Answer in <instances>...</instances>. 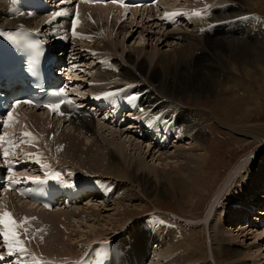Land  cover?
Wrapping results in <instances>:
<instances>
[{
	"label": "bare ground",
	"instance_id": "obj_1",
	"mask_svg": "<svg viewBox=\"0 0 264 264\" xmlns=\"http://www.w3.org/2000/svg\"><path fill=\"white\" fill-rule=\"evenodd\" d=\"M182 1H184L183 4L182 3L179 5L176 4L175 7H172L171 5L170 8L169 6L168 7L166 6V4L170 3V0H163L161 2V5L162 6L165 5L163 6V8L165 7L168 10H176L178 6L183 8L185 5L186 7L189 5L190 0H182ZM195 1L201 3V5L194 6L193 5L194 3L191 2L193 4H190V5L191 6L193 5L196 10L197 9L202 10L203 8H207V6L211 7L214 5H217L219 7V9H217L218 11L210 19L211 21H213L212 23L220 21V20H226L230 18H238L239 16L240 17L245 16L247 18H243V20L249 21L251 24L250 25H240L238 23L240 28L245 26L246 31H250L253 28H258L259 30H261V32H259L258 35H260L262 31L264 30L263 25L257 24L259 21H261V19L258 15L254 13L256 11H254V8H253L254 2L252 0H228L229 5L232 8L231 10L232 13H229L228 15L226 14L224 16L223 15L221 16L220 14V8H222L223 5H225V4L222 5V3H225L224 0H221V1L220 0L219 1L218 0L216 1L195 0ZM249 3H253L251 4L252 11L244 7V6L249 7L248 6ZM7 9H8L7 3L3 0H0V16ZM106 10H108L107 13L109 14L111 13L112 10H115V8L112 6H107V7L80 6V8H78L79 18L81 20L84 19L85 24L82 26L83 24V20H82V24H81L82 33L79 34V31H77V36L74 37L73 40L74 41L80 40V42L84 43L85 38L83 37V34H86L87 32H91L92 34H94L97 30V27L98 28L101 27V24L98 25V22H101L104 20L103 13ZM198 10L197 12L200 11ZM136 11L138 14L140 12H143L140 9H136ZM92 13H96L97 20L95 18H92ZM187 13H189V16L187 15ZM187 13L185 14L186 19H187L186 21L187 25L185 27L189 26L190 23H195L197 20V18L192 19L190 17L191 15H193V13L191 12H187ZM151 16L152 15L150 14L148 15V17H151ZM37 19H38V16H30V15H26L23 13H19L18 15H14L13 19L9 20L8 23L9 25H12L18 21H22L26 23L25 24L26 26L28 25L33 26V23H34L35 27L38 29H41L42 31H45L46 29H48L47 23L45 22L46 19H41V18L38 20ZM137 19L138 17L131 16L130 18L131 22L129 26L136 23L137 21L135 22V20ZM115 20L116 22L113 23V31L111 34L116 33V35H118L119 34L118 31L122 32L123 30L122 35L125 36L126 34H124L125 33L124 31H127L128 29L131 30V27L125 26L123 29H121V27L123 25H127V22H129L128 17H125L123 15H118ZM148 20L152 21V19H149V18ZM95 21H97V23H94ZM154 21H156V25H159L157 20H154ZM203 22L205 23L206 20ZM116 25L118 27H117V30L114 31ZM159 26L161 27V29H163L164 33H162V36L156 37L158 39V42L163 41L162 44L164 43L170 44L169 41H167L168 39H170L172 42V45L175 41L180 42L179 44L185 41L186 42L185 45H181L180 47H178L179 44H175L174 46H169L172 49L170 52H167V53L165 52V54H168V53H172V54L169 55V58L162 60V61H165L164 63L168 64V67L164 66L162 64V61H158L155 64H150L149 71L147 73V74H150V76L146 78L149 81L145 79L146 80L145 83L147 82L146 83L147 85H145L144 87H141L144 84H137L138 82L139 83H142V81L144 82L143 75L145 74V71H146V62L144 61L145 59L143 60L141 58V53L137 54V56L132 55L130 53L127 55L128 56L127 61L134 63L133 68L135 69L134 70L135 73H133V71L124 70V76L126 80H128L130 83L132 84L135 83L136 87L133 88V90H137V93L139 95H142V99L145 102H148L146 106L150 107L152 113L161 112V111H164L166 113V111L169 112V111L175 110V114L180 115L181 109H184L185 116H183L181 120L177 119L180 123V126H179V130L175 134L170 132V130L167 131L166 128L164 129L161 128V130L164 131L166 135H164L163 132L159 131V134L163 138L166 139L167 146H165V148H169V146L172 144V139H175L174 140L175 142H173L175 143V146H172L167 152H164V151L160 152L161 148L155 151L154 147L151 148L150 143L148 145L146 144L145 146L142 145L140 143L142 140L139 137L134 138L135 141L132 139H128V138L123 139L124 132L120 131L119 129H112L100 123L96 125L95 123L96 121L92 117H89L86 115H79V116L67 115V117H64V118L60 117L57 119H53V118L48 117L44 112L36 110V109H23L20 111L19 115L23 118L24 123L21 129H17V132H18V135H16L17 139L20 136H24L25 133H29V135L25 136V139L22 141L24 145L28 144L33 139L35 140L33 141L34 143L36 142L44 143L48 141L52 146L50 152L52 153L55 151L59 155H63L62 159H64L65 163L70 164L69 168L71 170L75 171L74 169H77L79 174L85 173V174L94 175L98 177L99 175L104 176L106 177V179H111L113 181L115 180L116 185H130V188L132 187V189H134L133 187H139L140 190L143 192V194H145L147 197L151 199L152 198L156 199L158 196H161V197L162 196L166 197L169 195L171 196L172 194H175V193L179 194V196L182 199H184L183 197H185V194L187 193L190 194L192 190H196L197 185L195 184V182H197L198 179L201 178L205 168L207 167L206 166L207 158L210 152L208 148V146L210 145V134L203 124V117L200 116V114L196 112L197 109L192 110L189 108L188 109L185 108L182 105L183 103L182 101H186L189 96L190 97L193 96L196 102L198 101V99L207 98V97L212 96L215 98V102L218 103L220 110H223V112L227 111L230 105L226 106V100L224 99L226 97H224V95L231 94L230 91L233 88L231 89L232 86H229V85H233L236 81H238L237 75L235 74V72L238 71V60H239L238 50L242 51L241 55H245L243 60L248 59L249 60L248 63L252 64V67H254V70H257V68H262V65L258 62V60L259 59L264 60V47H256L254 45L256 42L254 44L253 42H251V45L241 43L238 41L239 39L238 34H231V33L221 34L220 27L222 26L215 27V29H217V32H218L217 34L219 35V37L215 36L212 38H207L205 39V41H203L202 39H199L197 37L199 35H195V36L191 34L189 35L188 34L189 32L187 30L186 32H184V34H180L179 32L182 30V27L165 28L162 25H159ZM185 27L183 28L185 29ZM196 28L198 27L196 26ZM231 28L232 27L230 25V28L226 31L231 30ZM78 29H79V26H78ZM240 30L241 29H238V31ZM226 31H223V32H226ZM242 36H245V35H242ZM163 37H165L166 40H163ZM250 46H253V47H250ZM86 47L89 49V51L91 52L93 51V47L92 48L89 46H86ZM112 47L113 45H108V46H105V50H103L104 47L102 50L106 53L108 52V54L110 55L111 52H109V50ZM154 48L156 52L157 51L156 46ZM83 58L84 59L87 58L88 60V51H87V54L86 53L83 54ZM244 73H245L246 78H249L252 82H254V84L258 85L259 82H263L264 84V80H262V77H264V75L258 74L257 72H253V68L248 69L246 67ZM260 76L262 77L260 78ZM98 77L99 76L95 75L92 78H94L93 80L99 81V82L101 80H105V81H101V83H97V85L91 84L95 87L98 86L96 88H91L92 90L98 89L99 87H101L100 85L105 86V87H101V89H104V90L117 89L116 84H115L116 86H111L109 84L110 83L109 81H111L109 74L107 75L105 74L104 76L101 77L100 80L98 79ZM107 84H109L110 86L106 87ZM118 86H120V84ZM233 86L235 87V85ZM258 86H259L260 91L263 92L264 85L261 86L259 83ZM138 87L140 88L138 89ZM85 89H86V86H85ZM124 102H125V99H124ZM196 102L194 105L197 108ZM213 112L215 113V115H217V112L215 109ZM130 126L135 127V126H138V124L130 125ZM99 128L100 129L104 128L106 131H111L112 133H115L117 136V139H119L121 142L117 140H110V139H104V138L100 139V138L95 137L94 141L91 144H85V146L83 144L84 148L77 147V144H79L78 137L84 138L91 134L93 135L95 134L96 136V134H99V130H100ZM67 129H70V131H68ZM59 136H63V139L58 140ZM72 136H76V137L74 138ZM35 137L40 138V139H36ZM53 140L54 142L52 143ZM106 140L107 142L103 143ZM185 141H188L189 143L183 144ZM179 142L182 143V145H179L180 144ZM113 143L117 144V147L115 148L116 150H118V152L121 153V156H119L112 148L109 147ZM196 146L200 150V155L196 154V152L198 151ZM144 147L145 148L147 147V149H145ZM173 147H174V151H170ZM42 150L43 149L36 148L32 152H29L28 150L25 153V154H28L29 157H32L35 159L34 163L39 164L37 167L34 166L33 168H31L33 171L45 172L40 162L43 159L46 161L45 155L49 158L50 156H48L49 151L45 150V152H43ZM124 151L130 152V153L132 151H135V153L138 156H140L139 158L136 157L139 160L138 162L135 163L134 167H132L130 163H133V159H135V155L133 157L131 156L132 158H130L129 156L124 154ZM142 157H145L144 160L151 157L152 162H154V164L150 166L147 163L146 165L145 161L143 162ZM156 161L159 162V165H155ZM84 162H88V164L83 165ZM243 164L244 163L239 165L238 168H236V170H234V173L231 175L232 177L229 178L230 179L229 183H232V184H229V186L226 188V193L231 191L233 182H234V177L236 173H238L239 169L243 166ZM159 166L161 167V169H159ZM145 167L148 168L147 169L148 172L145 171ZM149 169L151 172L149 171ZM66 173L69 174L70 172L67 170ZM255 177L258 178L259 176L256 175ZM243 183H244V187L242 188L239 196L237 195L238 194V191H237L236 195L233 197L235 198L238 196L237 200L232 202L234 204L230 206V208L228 209V214L225 217H223V220L221 222H218V220L222 218V217L218 218L222 214V212H219V211L217 212V215H216L217 217L215 219H218V220H215L214 217L211 216L212 217L211 219H214V220L210 222V226L214 228L212 230H216V231H213L214 234L217 232V235H214L211 239L212 247H210L211 248L210 254L212 255L214 264H247L246 261H241L242 259L240 260L241 258L240 255L242 254H240V252L238 251V246L235 243L238 241V239L241 238L242 235H243L242 237L244 238L248 236H252V238L257 242L264 240V232L255 230V229L248 231V229L251 227L248 225L246 226L242 225L241 229L237 230L236 232H234L232 228L225 229L227 228L226 225L231 226V224L235 222L234 221L235 218L231 216L233 212L237 213L236 220L240 219V216L242 214H246L247 216L244 217L245 219L244 222L253 219L254 220L253 226L261 227V223L264 222L263 220L264 210H260L259 212H257V214L259 215L252 218V215L249 214V208H248L249 206H252V207H254V205L258 206L257 204L264 205V195L262 191L260 190V188H257L255 186V184L257 183H254V182L252 183L248 180H244ZM248 183L252 184L251 189L247 187ZM252 195L256 197L254 201L249 202L248 203L249 206H247V202H248L247 199L249 196H252ZM129 196H131V194ZM122 197L120 198L118 194L117 198L115 200H112L113 202L112 205L115 206L116 202L121 203ZM221 198L217 199L218 200L217 203L215 202L216 204H214L211 209V211L213 210L214 213H216L215 210H217L218 203L221 202L222 200ZM84 199L89 200L88 202H94L93 200L95 198H91L89 197V195H87L86 197H84ZM238 199L242 201V204L238 203ZM123 203L124 202L120 204V207H123L122 211L119 212L120 219L117 221H110V224H108L112 226L111 231L116 236H118V234H120V232L123 229L125 230V227L127 228V226L129 225V224L127 225V223H131L134 220V218H137V215L135 214V212L132 211L133 207L131 206L126 207V205H123ZM94 204L95 205H92L91 203H87V204L84 203L83 207L82 206L79 207V205H74L73 208L70 210L47 212L43 209L37 208L35 204L29 203L27 200H23L21 198H13L12 200L11 199L8 200L6 204L4 203L0 204V214H2V211L3 213L4 212L10 213L11 218L16 219L19 222V225H21L20 227L21 229H23L24 234L25 232L27 234L34 233V228H38V229L40 228L39 230L43 231L44 234L45 233L52 234L51 238L49 239L46 238L48 234H45L43 237L37 236V243L34 244L37 254L33 253L32 257H37V256H39L40 258L59 257V258L65 259V258L79 255V253L83 250V247H86V246L88 247V245H92L96 241H105V240L112 239L109 233H106L104 229L94 228L93 229L94 232L91 230V232L93 233L91 232L89 234L87 233L86 235H84V237L86 238L85 239L82 238V240L79 241L77 246L80 248V250L78 252L72 251L73 249L70 243L72 240L71 241L68 240V244L66 242L65 245H68V246H62L60 242L58 243V239L55 236L56 235L55 232L57 230L62 231V229L60 228L68 227L66 226V222L68 223V221L72 218V216L84 215V214H90V216H96V215L101 216L98 214V212L101 213V210L104 208V206H102V204L101 206L96 205V203ZM214 207L215 209H213ZM260 208L263 209L264 206H261ZM84 209L86 211H84ZM119 209L121 210V208ZM104 211H109V209L104 210ZM238 212H240L239 216H238ZM29 218L31 219L30 221H29ZM121 218H125L126 220L121 219ZM123 220H125V222ZM100 222L98 221L99 224H101ZM149 223H152V222L149 221ZM31 226L33 227V229L30 231ZM155 227L152 225H148L147 228H150V230H147V231H154ZM66 234H67L66 236L68 239L72 238L71 233L70 234L66 233ZM152 234H154V237L152 236V238L150 239L151 241L149 242H148L149 240L148 237L142 238L137 235H132V237L130 238L131 242L128 237H126L124 241L121 243L115 241L118 244H120V246L122 247V250L126 251V253L131 248L130 250L131 256L129 257L125 256L124 258L125 264H147L148 263L147 259L149 256H146V257L144 256L146 255V253L148 255H152V250L150 251V249H152V243L154 241L153 238L157 236L156 233H152ZM82 236L83 235H81V237ZM183 236L184 235L182 234V240L184 242H188L187 241L188 239H186ZM160 238L158 239V243H157L158 245L156 246L155 250L162 244V241ZM116 240H118V238H116ZM126 242H130L131 247L130 245H125ZM146 243L147 244L150 243V245L146 247V250H145ZM168 243L170 245L168 244L166 246V249H164V251L156 254V256L158 257L157 260L151 263H148V264H164V256L166 255V258H167L170 254H172V252L176 251L175 247H173L174 245L170 243V241ZM215 245L218 246V248ZM126 246L129 249H127ZM167 248L169 249L168 252H167ZM61 249H66V252L65 253L59 252V250ZM262 250L263 248H259L256 251L262 252ZM192 251L193 250H191V252ZM197 255H200V254L198 253ZM172 256L174 255L172 254L171 257ZM129 259H132V260L129 261ZM5 261L8 264L14 263L13 260H9V259H6ZM30 261H31V257H29V259H25V261L23 262L28 264ZM23 262H21L20 264H23ZM176 264H180V263L177 262Z\"/></svg>",
	"mask_w": 264,
	"mask_h": 264
},
{
	"label": "rangeland",
	"instance_id": "obj_2",
	"mask_svg": "<svg viewBox=\"0 0 264 264\" xmlns=\"http://www.w3.org/2000/svg\"><path fill=\"white\" fill-rule=\"evenodd\" d=\"M177 1H181L182 4L184 3V1L182 0H172V4L176 3ZM212 1H216V0H212ZM224 1L225 3H222V5L223 4L225 5H223V7L220 8L221 16L232 13L231 11L232 8L229 5V1L228 0H224ZM252 1L254 2V7H253L254 11H256L254 13L258 15L261 19V21H259L257 24H261L264 27V0H255V1L252 0ZM191 2H193L194 4ZM190 4H193L194 6L201 5L200 2H196L195 0H190L189 5ZM251 4L253 3H249L248 4L249 7H246V6L244 7L252 11ZM189 5L187 7L185 5L183 9L185 8L186 10L188 8L190 11L187 9V12L193 13V15H191L190 17L192 19L197 18V20L195 23H190L189 26L185 27V29L182 27V30L179 33L184 34V32H186L187 30L189 32L188 33L189 35L190 34L194 36L199 35L200 37L199 36L197 37L199 39H202L203 41H205V39L207 38H212L215 36L219 37V35L217 34L218 33L217 29H213L212 32H208V30L205 29V27H207L208 25H210V27H215L212 25L213 21H211L210 19L218 11L217 9H219V7L217 5H214L215 8L213 10L211 9L212 6L211 7L207 6V8H203L202 10L199 9L200 11L197 9L200 13V16L196 17L194 13H197V10L194 8L193 5H192L193 7ZM175 6L176 5L174 6L172 5V7H175ZM170 7L171 6H169V8ZM257 11L261 12V14L258 13ZM92 18H95L97 20L96 13H92ZM130 18L128 17L129 22H127V25H123L121 27V29H123L125 26L131 27V30L128 29L127 31H124L125 32L124 34H126L125 36L122 35L123 30L122 32L118 31L119 34L116 35V33L111 34L113 29H110L108 32H107V29L106 30L102 29V32L99 33L97 30L101 29V27L100 28L97 27V30L94 34L96 35L98 33L99 35L100 34L101 35L96 37L93 43L91 44L87 43L88 45L86 43L84 44L85 47L86 46H89L91 48L93 47L92 52L89 51V49L86 47L88 51V60L87 58H85V61H88L87 62L88 66H91L92 64H94V62H90V61L91 60L93 61L96 58L101 59L103 62L105 61L104 63L99 62L97 64L99 68H97L94 72L89 71L92 68L90 67V69L87 70L86 73L82 74L84 79H86V76L91 73L89 76V86L85 83L86 89L89 88V91L92 90L91 88L98 87V86L95 87L93 85H97V83H101V81H105V80H101L99 82V81L93 80L94 78L92 77H94L95 75L99 76L98 79L100 80L102 76H104L105 74L106 75L109 74L111 78V81H109L110 82L109 84L111 86L117 85L116 86L117 88H120L121 86L127 84V83L123 84L121 83V81L130 83L128 80H126L124 76V70L133 71V73H135L134 71L135 69L133 68L134 63L127 61L128 60L127 55L129 53L132 55H136V56L137 54L141 53V58L143 60L145 59L144 61L146 62V71H145V74L143 75L144 82L142 81V83H139V82L137 83V84H144L142 86L140 85L141 87H144L145 85H147L146 84L147 82L145 83V81L148 79L146 78L150 76V74H147L149 71L150 64H155L158 61H162L163 59L169 58V55L172 53L165 54V52L167 53L171 51L172 48L169 46H174L175 44L180 43V42L175 41L172 45V42L170 39H168L167 41H169L171 45L168 43L162 44L163 41L158 42V39L156 37L162 36V33H164L163 29H161V27L159 26L161 25L160 22H158L159 25H156V21H154V19H152L151 21V20H148V18H143L142 16L141 20L137 19L135 20V22L137 21L136 23L129 26L131 22ZM82 20H83V24H82L83 26L85 22H84V19ZM205 20L206 22L204 23L203 21ZM100 24L101 23L98 22V25ZM185 25H187V23ZM196 26L198 28H196ZM219 26H222L220 27L221 34H227V33L238 34L239 42L247 44V45H251V42H253V44L256 42L257 44L256 43L254 44L256 47H264L263 46L264 30L262 31L260 35H258V33L261 32V30H259L258 28H253L250 31H246L245 26L240 28L239 24H236L234 28H231V30L226 31L228 30L227 28H230V24L218 25L216 27H219ZM238 29H241V30L238 31ZM78 31H79V34L82 33L81 26L79 27ZM223 31H226V32H223ZM242 35H245V36H242ZM163 40H166V38L163 37ZM185 43L186 42L183 41L181 44H179L178 47H180L181 45H185ZM108 45H113V47L109 50V52H111L110 55L108 54V52L106 53L103 51L105 50V46H108ZM155 46L157 50L156 52L154 48ZM250 47H253V46H250ZM241 52H242L241 50H238V57H239L238 58L239 59L238 60V71L235 72V74L237 75L238 81H236L233 84L235 85L236 88L233 85H229V86H232L231 89L233 88L232 90L230 89L231 94L224 95V97H226L224 98L226 100V106L230 105L227 111L223 112V110H220L218 103L215 102V98L212 96L207 97V98L198 99L197 102L195 101V98L193 96L191 97L189 96L186 101H182L183 103L181 102L182 105L187 109L188 108L192 110L197 109L196 112L200 114V116L203 117V124L210 134V145L208 146L210 152L207 158V164H206L207 167L205 168L201 178L198 179L197 182H195V184L197 185L196 186L197 189L192 190L190 194L188 193L185 194V197H183L184 199H182L179 196V194H176V193L172 194V192H171L172 194L171 196L170 195L166 197L158 196L156 199H153V198L151 199L147 197L145 194H143V192L140 190L139 187H133L134 189H132V187L130 188V185H116V189L118 190V194L120 198L123 196L122 197V202H124L123 205H126V207L127 206L133 207L132 211L135 212V214L137 215V218H134V220L131 223H127V225L129 224L128 226L126 225L127 228L125 227V230L123 229L120 232V234L116 236L111 231L112 226L108 224H110V221H117L120 219L119 212H121L123 209V207H120V204L122 202L121 203L116 202L115 206H113L112 201L108 203H104L102 199H96L94 200V202L86 201V202H83V205L84 203L86 204L91 203L92 205H95L94 203H96V205H99V206H101L102 204V206H104L105 209L103 208L101 210V213L98 212V214L101 216H97V215L90 216V214L77 215L78 217L72 216V218L68 221V223L66 222V226L68 227L60 228L62 229V231L57 230L55 232L56 234L55 236L58 239V243L60 242L62 246H68V245H65L66 242L68 244V240L70 241L72 240L70 242L72 249H73L72 251L78 252L80 250V248L77 246L79 241L82 240V238L85 239L86 237H84V235H86L87 233L89 234L91 230L93 231L94 228L104 229L106 233H109L110 237L112 238L111 240L117 241L120 243L123 242L126 237H128L130 240L132 235H137L142 238L144 237L146 238L148 237V233H151V234L156 233L157 236L153 238L154 241L152 243V249H150V251L152 250V255H148L146 253V255L144 256V257L149 256L147 259L148 263L156 261L158 258L156 254L164 251V249H166V246L169 244L168 242L170 241V243L174 245L173 247H175L176 251L172 252V254L174 255L172 257H171L172 254H170L167 258H166V255L164 256V264H176L177 262H179L180 264H214L212 255L210 254L211 253L210 247H212L211 239L214 235H217V232L215 234L213 233V231H216V230H212L214 228L210 226V222H212L217 217L216 216L217 212L218 211L222 212L221 214L222 216L220 215L218 217V218H221V217L222 218L219 220L218 219H215V220H218V222H221L223 220V217H225L228 214V209L230 208V206L234 204L232 202L237 200L242 188L244 187V183H243L244 180H248L252 183L253 182L257 183L255 184V186L257 188H260V190L262 191L264 195V179H263L264 177V91L261 92L258 86L259 83L261 86L264 84L263 82H259L258 85L254 84V82H252L249 78H246L245 73H244L245 68L247 67L248 69L253 68V72H257L258 74L264 75V60L259 59L258 62L262 65V68H257V70H254V67H252V64L248 63L249 62L248 59L243 60L245 55H241ZM158 58L159 59L161 58V59L159 60ZM164 62L165 61H162V64L168 67V64ZM105 68H106V72H101V71H104ZM98 69H100L101 71L96 72ZM261 77L262 76H260V78ZM262 80H264V77H262ZM109 84H107L106 87L110 86ZM119 84L120 86H118ZM100 86L105 87L103 85H100ZM126 86H129L132 89L136 87L135 83L133 84L130 83L129 85H126ZM139 88L140 87H138V89ZM126 99L127 98H125L124 103H128ZM195 102H196L197 108L194 105ZM214 109L216 110L217 115H215V113L213 112ZM167 114L173 115V117H175L176 120L177 119L181 120V118L185 116L184 109H181L180 115L175 114V110H172L169 112L166 111V115ZM178 120L177 122L179 123ZM97 124L99 123H96V125ZM19 127L20 128H17V129H21L23 127V124H22V127L21 125H19ZM67 130L70 131V129H67ZM120 131L124 132L123 139L128 138V139L134 140V138H137L136 136L137 134L135 130L127 131V129L121 128ZM72 137L75 138L76 136H72ZM95 137L100 138V139L104 138V139H110V140H117L121 142L119 139H117V136L115 133H112L111 131H106L104 128H101L99 130V134H96V136L95 134L94 135L91 134L84 138L78 137L79 144H77V147L84 148L85 144H91L94 141ZM60 139H63V136H59L58 140ZM174 140L175 139H172V144L169 146V148H161L160 152L161 151L167 152L172 146H175V143H173L175 142ZM32 141H35V140L33 139ZM106 142L107 140L103 143H106ZM39 143L40 142H36V143L33 142V144H31L29 148L26 150L27 151L29 150V152H32L36 148H40V149H43L42 150L43 152H45V150L49 151L48 156H50V158H53L52 157L53 152L52 153L50 152L52 148L51 144L48 141H46L44 142V146L40 147ZM140 143L144 146L146 144L148 145V143L144 141H141ZM186 143H189V142L185 141L183 144H186ZM179 145H182V143H180ZM164 146H167V145L165 144ZM109 147L112 148L119 156H121V153L118 152V150H116L115 148L117 147L116 143H113ZM154 147H157V146L154 145ZM151 148H152V145H151ZM196 148L198 150L196 154L200 155V150L198 149L197 146ZM145 149H147V147ZM157 150L158 149H155V151ZM170 151H174V147ZM124 154L129 156L130 158H132L135 155V159H133V163H130L129 161L132 167H134L135 163L138 162L139 160L136 157L139 158L140 156H138L135 153V151H132L131 153L124 151ZM45 157H46V160L49 158L46 155ZM62 157L63 155H59V157L57 158H62ZM144 159L145 157H142V160L143 162L145 161L146 165L147 163L150 166L154 164V162H152L151 157L146 160ZM45 162L46 161L43 162L41 160L40 163L42 165H46ZM242 163H244L242 166L243 168L241 167L240 168L241 170L239 169L238 173H236L231 191L226 193V188L229 186V184H232V183H229V180H230L229 178L232 177L231 175L234 173V170H236V168H238V166L241 165ZM87 164L88 162L83 163V165H87ZM155 165H159V162L156 161ZM147 169L148 168L145 167L146 172H148ZM159 169H161L160 166H159ZM44 170H48V167L44 168ZM74 170L78 172L77 169H74ZM80 174L81 175L84 174L86 176L89 175L85 173H80ZM256 175H258L260 179L259 177L256 178L255 177ZM99 177L106 179V177L104 176L99 175ZM106 180H110L112 184H116L115 180L114 181L111 179H106ZM247 187L251 189L252 184L248 183ZM237 191H238V194H237L238 196L233 198L236 195ZM130 194L131 196H129ZM117 196L118 195L115 193L113 200H115ZM255 197L256 196L254 195L248 197L247 206H249L248 205L249 202L254 201ZM220 198L222 200L221 202H219L220 204L218 203L217 210H215L216 213H214V211L213 210L211 211V209L213 205L217 203L218 201L217 199H220ZM238 203L242 204V201L238 199ZM83 205L79 204V207L81 206L83 207ZM257 205L258 206L254 205V207L252 206L248 207L249 214L251 213L250 210L252 208L257 209L255 213L259 212L260 210H264V208L263 209L260 208L261 206H264L263 204H257ZM119 208H121V210ZM107 209H109V211L111 209V211L110 212L104 211ZM213 209H215V207ZM150 210H158L161 212L160 214H162L163 216L167 218H170L171 220L169 221H171L172 223H174L175 221L176 222L172 225H168V227H165L166 225L165 223H161L160 221H158V223L160 224L156 225V227L154 228V231H146L145 229L141 227V225L143 224V221L145 220L144 218L145 215ZM84 211L86 210L84 209ZM174 213H176V215ZM239 213L240 212H238V216H239ZM251 215H252V218H254L259 214L251 213ZM211 216H213L214 219H211L212 218ZM231 216L235 218V219L233 218L235 222H233L231 226L226 225L227 228L225 229L232 228V230L236 232L237 230L241 229L242 225L244 226L248 225V226H251L248 229V231L255 229V230L264 232V229L261 228L260 226H253V223H254L253 219L244 222L245 220L244 217L247 216L246 214H242L240 216V219L238 220H236L237 213L233 212ZM121 219H125V218H121ZM125 220L123 221L125 222ZM98 221L99 222L101 221L100 222L101 224H99ZM206 221L208 222V224ZM148 230H150V228H148ZM66 233H69V234L71 233L73 239L72 238L68 239L66 236L67 235ZM45 234H48L46 236L47 239L51 238L52 236V234H49V233H45ZM45 234L43 233V231L39 230L37 233V236L43 237ZM80 234L83 236L81 237ZM182 234L184 235L183 237L188 239L187 240L188 242H184L182 240ZM114 236L118 238V240H116ZM242 236L240 239H238L237 241L238 243L237 242L235 243L238 246V251L240 252V254H242L240 255L241 256L240 260L242 259L241 261H246L247 264H264V240L257 242L252 238V236H248L246 238ZM150 237L152 238V235H150ZM159 238L161 239L162 244L156 249L158 251H156L155 248L158 245L157 243H158ZM149 241L151 240L149 239L148 242ZM130 242H126L125 245H130L131 247ZM147 243L145 244V250L147 247ZM216 247L218 248V246ZM259 248H263L262 252L256 251ZM130 250H128V252L126 253V257L131 256ZM168 250L169 249L167 248V252ZM191 250H193L194 252L193 251L191 252ZM59 252L65 253L66 249H61L59 250ZM197 252L200 255H197L198 254ZM191 258L193 259L195 258L194 259L195 261ZM25 259H29V257H26ZM131 260L132 259H129V261Z\"/></svg>",
	"mask_w": 264,
	"mask_h": 264
},
{
	"label": "snow or ice",
	"instance_id": "obj_3",
	"mask_svg": "<svg viewBox=\"0 0 264 264\" xmlns=\"http://www.w3.org/2000/svg\"><path fill=\"white\" fill-rule=\"evenodd\" d=\"M91 2V0H90ZM113 2H119V0H113ZM61 15H65V13L61 12V11H57L54 13V16H61ZM167 15V14H166ZM176 15V14H173ZM195 16H200V13H194ZM75 28H76V21L75 19H73L72 21V29H73V35L75 36ZM0 35H4V33H0ZM10 35V34H9ZM19 35V34H17ZM54 96L57 97H61L62 99L58 102L55 103H49L44 105V107H47L49 110H51L54 113H59V114H63L60 109L61 106L65 103H67L69 106L71 105V101H69L67 99L66 96H64V89L61 88L59 91L53 93ZM111 95V93H106L105 97ZM99 98V97H97ZM138 97L136 95L130 96L128 99L130 101H134L136 100ZM20 103H24V104H32V101H17L16 105L13 106L16 107L18 106ZM8 121H12V111H8L6 114ZM5 127L7 126V123L4 125ZM29 133H25L24 136H28ZM3 144V138L0 137V146H2ZM9 155V149L5 148L4 149V156L7 157ZM39 162V161H37ZM43 168H47L48 165H41ZM51 175L52 178H56L59 179L60 177V173L59 172H55V173H51L49 174ZM33 183H44V181H40L37 178H33L32 179ZM60 183H64V181H59ZM21 225L17 224L12 218L10 213L8 212H4L2 215H0V227L3 228V231L0 232V237H3V241L4 244L6 246V251L9 253V255L11 256L14 252V249L19 251L20 253H24L26 250L24 249V247L22 246V241L18 239L17 237V229L20 227ZM25 235H27V233L25 232Z\"/></svg>",
	"mask_w": 264,
	"mask_h": 264
}]
</instances>
